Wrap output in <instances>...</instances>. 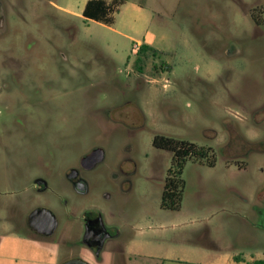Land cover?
Wrapping results in <instances>:
<instances>
[{
	"label": "rangeland",
	"instance_id": "obj_1",
	"mask_svg": "<svg viewBox=\"0 0 264 264\" xmlns=\"http://www.w3.org/2000/svg\"><path fill=\"white\" fill-rule=\"evenodd\" d=\"M7 1L0 35V264L87 256L81 215L90 209L120 228L99 264L264 259V25L249 18L264 0H118L108 25L55 7L73 0ZM135 21L140 35L128 30ZM130 37L144 38L157 54L135 64ZM100 110L120 116V125L103 132ZM156 134L209 151L186 160L178 210L160 207L174 167L172 153L152 146ZM95 144L106 159L88 173V195L72 193L62 178L55 195L25 191L34 175L63 176ZM64 201L73 208L70 231L66 242L57 240L53 259L7 236V208L24 213L41 204L63 225Z\"/></svg>",
	"mask_w": 264,
	"mask_h": 264
},
{
	"label": "flooded vegetation",
	"instance_id": "obj_2",
	"mask_svg": "<svg viewBox=\"0 0 264 264\" xmlns=\"http://www.w3.org/2000/svg\"><path fill=\"white\" fill-rule=\"evenodd\" d=\"M7 6V0H0V35L6 30ZM249 18L255 26L264 25V4H258L256 7L251 8L249 10ZM22 97L27 102L31 101L28 96ZM6 108L14 111L19 107L16 106L13 108V105H6ZM96 115L98 116L100 128L103 132H107L106 126L108 124L120 125V116L117 119H113L110 117L109 110H100ZM157 135L158 134L154 135L153 138ZM93 152H100L102 159L91 166V168H87L90 164H82L81 160L86 155ZM105 159L106 150L102 145L95 144L91 146L86 153L79 157L77 165L67 169L63 176L59 175L56 177L54 172L46 174L45 176L41 174L34 175L30 180V188H26L25 191L28 193L31 192L30 195L35 194L37 197L47 192L54 194L56 192L55 188L57 189L60 187L55 181L62 178L63 182L72 193L80 196L88 195L90 192V182L87 179V175L96 169L99 164L103 163ZM120 173H122V170L119 164L117 170L112 174V180L119 181ZM105 197L110 198V195L106 194ZM63 205L68 209L66 216L64 217L65 223L63 225L60 224V218L57 214H55L50 208L41 204L31 206L24 213H22V210L20 209H12V206L7 208L4 218L5 226L9 230L7 236L14 237L16 241H21L25 246L38 253L48 250L50 259H53L57 253L55 250L58 245L57 240H63L66 242L68 240V232L70 231L69 226L71 225L70 219L73 208L69 206L68 201H64ZM43 209H47L51 212L54 216L53 222H51L48 216L42 212ZM81 223L80 242L86 251L85 253L87 256L85 255L86 258H84L85 256L78 258L89 264H99L102 262V253L107 245L120 237V228L108 225L102 213L94 209L86 210L82 213ZM85 234L88 235L87 238H84ZM3 241L4 239L2 240V238H0V246ZM69 259L73 258L63 259L57 264H62Z\"/></svg>",
	"mask_w": 264,
	"mask_h": 264
},
{
	"label": "trees",
	"instance_id": "obj_3",
	"mask_svg": "<svg viewBox=\"0 0 264 264\" xmlns=\"http://www.w3.org/2000/svg\"><path fill=\"white\" fill-rule=\"evenodd\" d=\"M119 2L121 3L118 0H113L110 3H106L104 0H87L82 16L85 20H92L104 25L111 24L113 23L112 15L117 11L116 6ZM146 54L154 56L157 54V51L142 43L137 51L135 64L141 62V58ZM152 145L155 148L172 153V165L174 169L170 168L167 171L160 207L168 210H178L183 192V180L180 176L186 160L206 158L209 151L186 141L160 135L153 138ZM209 165L212 166L213 162H209ZM250 264H264V259H255Z\"/></svg>",
	"mask_w": 264,
	"mask_h": 264
},
{
	"label": "crops",
	"instance_id": "obj_4",
	"mask_svg": "<svg viewBox=\"0 0 264 264\" xmlns=\"http://www.w3.org/2000/svg\"><path fill=\"white\" fill-rule=\"evenodd\" d=\"M104 1L106 3H110L113 0H104ZM86 2H87V0H84L83 3H81V2L79 3L76 0H73V1L70 2V4L67 7H59V6H56V5H55V7L58 10H60L61 12L65 13V14L72 15V16H78V17H82L83 18L82 12L84 10V7H85ZM132 11H133L134 14H136L138 16L141 14L140 13V9L138 7L132 8ZM119 14H120V8L118 9V14L115 17V21H117V16H119ZM86 21L94 22L92 20H86ZM128 30H129V32L134 33V34H137V35H140V33H141L140 32V30H141L140 29V26L136 24V21L134 23H132V25H129L128 26ZM130 40L133 41V43L135 45H138V46H140L142 43L147 44L145 42L144 38H142L140 40H135V39H133V38L130 37ZM236 258H238V257H235L233 259V261L237 263L240 259L238 258L239 260H236Z\"/></svg>",
	"mask_w": 264,
	"mask_h": 264
},
{
	"label": "water",
	"instance_id": "obj_5",
	"mask_svg": "<svg viewBox=\"0 0 264 264\" xmlns=\"http://www.w3.org/2000/svg\"><path fill=\"white\" fill-rule=\"evenodd\" d=\"M101 159H102V155L100 152H95V153L93 152V153L86 155L84 158H82L81 163L90 164L89 167L87 168H91V166L98 163ZM42 212L48 216L51 222L54 221V216L51 214L50 211H48L47 209H43ZM87 236L88 235L85 234L84 238H87ZM62 264H89V263H87L86 261L80 258H73V259H69L63 262Z\"/></svg>",
	"mask_w": 264,
	"mask_h": 264
},
{
	"label": "built area",
	"instance_id": "obj_6",
	"mask_svg": "<svg viewBox=\"0 0 264 264\" xmlns=\"http://www.w3.org/2000/svg\"><path fill=\"white\" fill-rule=\"evenodd\" d=\"M138 49H139V46H138V45H135V46L133 47V53L136 54L137 51H138Z\"/></svg>",
	"mask_w": 264,
	"mask_h": 264
}]
</instances>
